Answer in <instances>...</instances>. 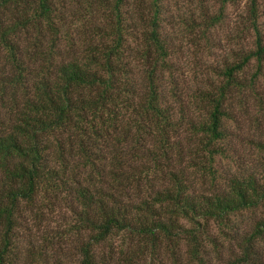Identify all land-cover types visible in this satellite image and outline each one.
<instances>
[{
	"label": "trees",
	"instance_id": "obj_1",
	"mask_svg": "<svg viewBox=\"0 0 264 264\" xmlns=\"http://www.w3.org/2000/svg\"><path fill=\"white\" fill-rule=\"evenodd\" d=\"M125 1L0 0V264L11 262L20 206L41 195L69 209L73 264H215L213 252L221 264H264V215L245 230L232 219L264 208V152L259 171H222L215 159L227 155L218 141L232 93L264 75L262 0H245L253 46L198 105L166 86L165 1L147 0L140 18ZM92 16L100 24L76 49L71 34L88 35Z\"/></svg>",
	"mask_w": 264,
	"mask_h": 264
},
{
	"label": "rangeland",
	"instance_id": "obj_2",
	"mask_svg": "<svg viewBox=\"0 0 264 264\" xmlns=\"http://www.w3.org/2000/svg\"><path fill=\"white\" fill-rule=\"evenodd\" d=\"M136 1L126 0L123 6L137 12V18L152 13L147 0H140V6L136 5ZM164 1L163 32L171 35L173 42L171 66L166 70V86L169 95L172 96L174 91L185 103L193 100L198 105L201 95L218 90L223 80L221 69L226 62L238 58L235 54L237 49L247 50L253 46V30L247 29L250 24L246 18V1ZM260 10L264 28V0ZM136 22L141 26L147 21L144 17V21L139 19ZM101 23L104 25L107 21L101 18ZM96 24H100L96 16L88 17V35L74 29L71 36L76 49L89 42L90 30ZM66 45L68 43L63 39L61 47ZM253 69L254 60L246 67L245 74L250 75ZM256 80V89L234 91L230 97L226 138L218 141L220 146H225L227 155L215 156L217 167L222 171L237 173L262 168L259 155L264 151H259L256 143L264 139V75ZM200 111L205 116V109ZM211 179L210 174L205 172L199 176L196 187L202 190L212 188ZM48 199L52 202L41 195V198L37 196L30 203L20 206L9 264H73L77 252L76 236L66 233L72 216L60 199L52 196ZM262 215L264 208H245L232 215V219L239 229L245 230L250 229L255 218ZM215 232L219 242L222 237L217 229ZM222 251L224 256L228 254L226 247ZM212 256L215 264H221L214 252ZM159 257L165 255L159 254ZM159 257L155 260L157 263Z\"/></svg>",
	"mask_w": 264,
	"mask_h": 264
}]
</instances>
